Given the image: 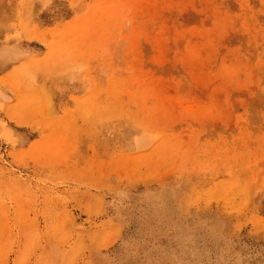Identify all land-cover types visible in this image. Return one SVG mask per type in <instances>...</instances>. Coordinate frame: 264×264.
Returning <instances> with one entry per match:
<instances>
[{"label": "rangeland", "instance_id": "1", "mask_svg": "<svg viewBox=\"0 0 264 264\" xmlns=\"http://www.w3.org/2000/svg\"><path fill=\"white\" fill-rule=\"evenodd\" d=\"M0 264H264V0H0Z\"/></svg>", "mask_w": 264, "mask_h": 264}, {"label": "bare ground", "instance_id": "2", "mask_svg": "<svg viewBox=\"0 0 264 264\" xmlns=\"http://www.w3.org/2000/svg\"><path fill=\"white\" fill-rule=\"evenodd\" d=\"M217 185V184H216ZM218 186V185H217ZM220 187V186H219ZM221 188V187H220ZM218 189V188H217ZM216 190V189H215Z\"/></svg>", "mask_w": 264, "mask_h": 264}]
</instances>
